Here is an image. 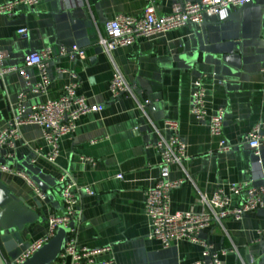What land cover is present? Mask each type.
<instances>
[{
	"label": "crops",
	"instance_id": "1",
	"mask_svg": "<svg viewBox=\"0 0 264 264\" xmlns=\"http://www.w3.org/2000/svg\"><path fill=\"white\" fill-rule=\"evenodd\" d=\"M177 1L181 0H154L156 14L169 13ZM145 6L146 0H41L20 7L12 18L0 15V69L24 68L36 84L39 71L26 65V57L46 47L52 50L49 83L42 91L27 92L28 105L58 98L70 82L77 83V93L90 104L102 105L99 111L82 115L71 136L60 138L55 164L32 150H49L41 128L33 124L20 127L21 139L7 162L15 168L31 165L52 182L46 193L55 214L62 212L56 183L62 170L77 185L91 189L92 194L80 200L77 241L93 250L98 262L189 264L203 260L204 243L226 250L221 264H264V242L256 241L258 231L264 230V209L211 222L200 230L197 241L179 240L168 247L148 237L151 227L144 211L145 191L160 174L153 144L166 134L163 122L168 119L179 123L189 156L181 165L169 167V179H186L170 192L171 212H208L206 201L218 187L230 183L264 184V145L255 155L241 142L256 125L264 134V0L244 6L238 17L230 16L233 10L201 25L140 37L110 53L99 51L107 21L119 14L139 16ZM20 28H26L25 38L18 35ZM60 46H77L84 56H60ZM115 72L133 84L131 94L112 98L109 84ZM199 76L210 110L224 111L223 136L230 152H217L219 139L190 113L192 83ZM24 89L18 72L0 74V127ZM0 180L42 218L24 230V239L31 243L42 237L47 230L46 205L36 206L24 178L2 173ZM240 199L231 196V206Z\"/></svg>",
	"mask_w": 264,
	"mask_h": 264
},
{
	"label": "built area",
	"instance_id": "2",
	"mask_svg": "<svg viewBox=\"0 0 264 264\" xmlns=\"http://www.w3.org/2000/svg\"><path fill=\"white\" fill-rule=\"evenodd\" d=\"M41 0H8L0 4V15L12 18L20 7H32ZM254 0H195L177 1L172 5L171 11L158 16L155 12L154 0H146V6L139 16L119 14L104 24V36H100L98 47L110 53L116 48L133 45L140 37H153L164 34L173 29L186 25H201L210 17H224L229 11L236 10ZM20 37L27 35L26 28L17 30ZM58 55L71 59L83 57L84 52L77 46H60ZM52 56L50 47L40 51L31 52L26 57L27 66H35L39 71L40 81L32 84L24 68L10 66L0 69V74L18 72L24 83V91L17 97L15 109L11 112L6 123L0 127V152L3 148L8 151L0 153L6 162H0V173L17 175L26 180L32 187L36 199L46 205L49 210L47 216V230L37 240L29 243L28 247L13 260L14 264H21L50 238L59 226L68 228L66 241L52 264H104L94 258V251L78 244L76 222L80 214V200L84 195H91L88 186H79L66 171H61L57 177L62 212H52V204L47 193L43 192L26 173L15 168L7 161L12 160L16 143L21 139L20 127L25 124L37 125L41 128L42 138L49 147L47 152L41 148L32 147L35 154L42 156L47 162L55 164L59 154L58 142L64 136H71L78 124L79 118L88 112H97L100 104H90L85 97L77 93V83L70 82L63 88V93L56 99L43 103H26L27 92L44 90L49 83L47 72L48 62ZM264 74V68L261 70ZM133 84H129L119 72L112 75L109 91L112 98L132 93ZM190 113L200 123L207 124L210 134L216 136L218 141L217 152L227 153L232 147L223 136L224 111L221 107L210 110L206 100V89L203 76L195 78L192 83L190 95ZM179 123L168 119L163 122L166 134L158 139L153 147L157 150L160 162V174L153 186L145 191L144 211L150 222L151 239L160 241L163 247L179 240L197 241L202 228L211 222L223 218L239 219L243 214L258 209H264V184L256 185L249 182L230 183L227 187H218L206 205L208 212H171L170 192L182 185L186 179H169V167L181 165L188 159L186 142L180 137ZM255 155L259 154L264 145V134L260 125L254 126L242 138ZM121 178V176H118ZM240 197V203L231 206V196ZM258 242H264V230L258 231ZM203 245V260L189 264H221V256L226 250L216 251L210 244Z\"/></svg>",
	"mask_w": 264,
	"mask_h": 264
},
{
	"label": "water",
	"instance_id": "3",
	"mask_svg": "<svg viewBox=\"0 0 264 264\" xmlns=\"http://www.w3.org/2000/svg\"><path fill=\"white\" fill-rule=\"evenodd\" d=\"M243 7L237 8L230 16L238 17ZM99 51H102L100 47ZM0 162L6 161L0 159ZM17 167L24 171L43 192H47L52 182H49L45 175L39 174L28 164ZM34 202L40 207L38 200L35 199ZM39 219L42 218L32 211L24 198L11 194L0 180V264H14L13 260L29 245V241L23 237L24 230ZM67 233L68 228L59 226L54 236L21 264H52L64 248Z\"/></svg>",
	"mask_w": 264,
	"mask_h": 264
}]
</instances>
